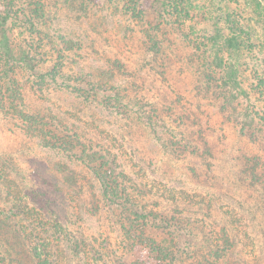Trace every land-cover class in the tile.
I'll return each mask as SVG.
<instances>
[{
	"label": "rangeland",
	"instance_id": "rangeland-1",
	"mask_svg": "<svg viewBox=\"0 0 264 264\" xmlns=\"http://www.w3.org/2000/svg\"><path fill=\"white\" fill-rule=\"evenodd\" d=\"M35 4L64 19L31 25ZM6 12L0 221L15 234L0 264H166L146 226L174 237L172 264H264V0H0ZM57 52L62 76L42 85ZM51 130L60 152L42 147ZM113 173L119 199L101 188Z\"/></svg>",
	"mask_w": 264,
	"mask_h": 264
},
{
	"label": "trees",
	"instance_id": "trees-1",
	"mask_svg": "<svg viewBox=\"0 0 264 264\" xmlns=\"http://www.w3.org/2000/svg\"><path fill=\"white\" fill-rule=\"evenodd\" d=\"M21 7L24 8V5H22ZM27 8L28 9H27L26 13H24V16H26V18H27V15L29 14L30 17H28V22L31 25H33V24L38 25V27L43 28L45 30H49V28H50L49 25H52L55 21H57L59 19H61V20L64 19V17H62L61 14H58L56 12L50 13V12L45 11L44 10L45 7L41 6L40 4L39 5L35 4V9H33V10H31V7H27ZM20 11H22V10H19V12ZM21 13L23 14V12H21ZM178 14L181 15L180 13H178ZM9 15L10 14L8 12H6V14H4L3 18L0 17V22L2 25H7L8 20H9ZM56 29L57 28H55V31L57 32V36L60 38V40H62L64 42V38H65L64 32L61 30V28H59V30H56ZM9 30H11V29H9ZM2 37H3L2 45H4V48H5L6 54H7V48L6 47L12 49V42H10L11 40H10L9 33L5 29L2 31ZM9 51L11 52V50H9ZM57 54H58L57 60H55V63H57V64L53 67L52 71L50 73H46V74L41 73L38 75V79H40V84L43 85L46 78H48L52 82H56V81H58L56 78L62 76L60 70L63 68L62 67V65H63L62 61L64 60V58H63V56L59 55L60 54L59 52H57ZM8 56L11 57L10 54H8ZM19 62L20 63H22V62L27 63V65H28L27 67H29L30 71L31 70L34 71L33 69L36 68L35 65L32 63V61H30L26 58L23 59V56ZM64 84L65 83L61 82L60 85L64 86ZM60 85H58V86H60ZM56 126H63V125H61V123H57ZM65 130L67 131V128H65ZM40 131H43V130H40ZM44 134L47 135L50 142H46L48 140H45V137H43L42 140L45 141V142H43L44 143V146H42L43 148H48L50 150L60 152L61 150L58 149L59 143H64L63 144L64 146L69 145V142H67L68 137L66 136V133L63 131L56 130L55 132H53L51 130V132L45 131ZM78 136H79V134L74 133L75 138L79 139ZM71 148H67V149H69L68 151L70 153H72ZM81 148H82V146H81ZM83 153H84V151L81 154H83ZM74 157H77V156H69V155L66 156V158L69 159L70 163H74L75 161H77V160L73 159ZM250 171L252 172V171H254V169L250 168ZM94 174L99 175L97 172H94ZM114 175L115 174L113 173L111 176H114ZM121 175L124 176V175H126V173L121 172ZM117 177L118 176L113 177V182L111 184L101 185L104 197L108 198L109 196H113V198L119 199L120 195H124L123 193L127 192V190H128L127 185H129V184H127V185L126 184L124 185L123 183L118 184L116 181ZM253 179L255 180L256 178L253 177ZM118 180H119V178H118ZM120 186H121V188H123L122 194H121V192H119V194H118V190L120 189ZM7 194L8 193H6V195ZM130 207L134 208L137 211V208L133 203L132 204L130 203ZM145 212L146 211H143L141 213L136 212L137 214L135 213V217H136L135 220H134V218L128 219V226H129L128 231L130 230V234H131V229L136 228V223L138 222L139 219H141L140 223H144V224H142L143 226H145L147 224V218L149 217V215L145 214ZM170 223L171 222L166 219V220H164L165 227L164 228L163 227H157L156 229H158V230L170 229V225H171ZM13 227H14V225H12L8 221V219H4V223H2L0 221V247H4V255H7L9 253V249L13 250V245L9 242L10 238H12V236L15 234ZM146 228H147V226L145 227V229L143 231H141V232L139 231V232L144 237V239H143L144 243H147L146 245H148V248L151 251L150 253H152V255H154L155 258L158 261H160L161 263L167 264V262H168V264L169 263L172 264V261L175 260V257H176L175 256V247L177 246V244L175 243L174 237L172 238L170 236V234L165 233V232H164V236L162 238L159 234L157 235V233H155V232H154V234H152L153 236H149V235L146 236V234H147ZM177 236H179V234H177ZM15 237H16V235H15ZM227 243H228V241H227ZM138 246H140V245H136L134 247V249H136V247H138ZM206 248H207V250H210L211 244H208V246ZM214 253H216V252H214ZM17 264H18V262H17ZM19 264H21V263H19ZM133 264H137V263L135 262Z\"/></svg>",
	"mask_w": 264,
	"mask_h": 264
}]
</instances>
